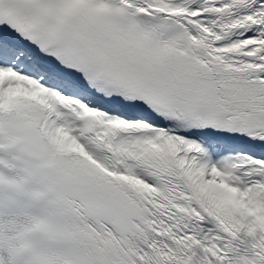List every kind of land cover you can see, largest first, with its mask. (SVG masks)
Instances as JSON below:
<instances>
[{
	"label": "snow or ice",
	"instance_id": "snow-or-ice-1",
	"mask_svg": "<svg viewBox=\"0 0 264 264\" xmlns=\"http://www.w3.org/2000/svg\"><path fill=\"white\" fill-rule=\"evenodd\" d=\"M0 264H264V0H0Z\"/></svg>",
	"mask_w": 264,
	"mask_h": 264
}]
</instances>
